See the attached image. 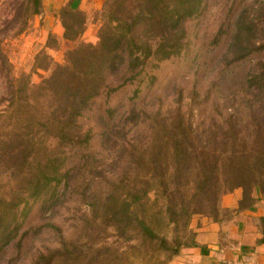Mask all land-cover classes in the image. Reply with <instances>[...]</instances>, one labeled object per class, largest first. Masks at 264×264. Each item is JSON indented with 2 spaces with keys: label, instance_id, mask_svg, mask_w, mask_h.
<instances>
[{
  "label": "trees",
  "instance_id": "obj_1",
  "mask_svg": "<svg viewBox=\"0 0 264 264\" xmlns=\"http://www.w3.org/2000/svg\"><path fill=\"white\" fill-rule=\"evenodd\" d=\"M64 7L81 11L79 0H67ZM202 7L203 0H104L98 43L79 44L69 51L66 62L56 63L39 83L26 76L14 77L6 61L0 64V85L6 94L0 97L6 104L0 111V167L7 169L5 177L0 172V201L4 203L0 250L12 245L22 253L28 237L54 234L51 247L39 251L30 264H167L183 247L195 243L190 226L194 216L214 222L231 217L233 211L223 208L220 195L239 184L240 169L246 167L254 185H262L264 149L255 139L248 150L244 140L238 139L242 114L233 110L226 118L218 114L220 122L195 126L192 112L179 106L145 110L132 103L121 114L108 106L99 116L103 123L100 136L105 145L112 143L111 151L118 152L120 170L96 175L90 174L98 166L96 161L85 165L87 189L101 190L94 194L96 201L90 208L75 210L79 219L92 220L90 251L78 250L72 233L47 222L18 234L28 216L26 205L51 210L59 205L62 181L69 185L74 179L76 184L86 177L82 171L71 179L73 169L65 166V160L91 142L92 134L84 130L80 119L94 99L107 97L103 92L109 87L106 78L120 70L129 75L125 84H131L149 61L158 65L178 58L185 23ZM237 15L233 63L249 54L243 40L250 27L252 42L264 45V36L258 38L264 22L249 19L244 12ZM256 108L264 112V94L252 102L251 111ZM258 134L254 131V138ZM250 206L241 199L237 211ZM259 220L264 241V216ZM70 226L75 233L89 229L87 224ZM97 226H102L104 236L95 234ZM191 233L190 241H185Z\"/></svg>",
  "mask_w": 264,
  "mask_h": 264
},
{
  "label": "rangeland",
  "instance_id": "obj_2",
  "mask_svg": "<svg viewBox=\"0 0 264 264\" xmlns=\"http://www.w3.org/2000/svg\"><path fill=\"white\" fill-rule=\"evenodd\" d=\"M66 1L56 11L48 13L50 7L45 6L42 0H38V5L34 0H0V64L6 61L10 65L12 76H26L30 82L37 84L49 75L56 63L66 62L67 54L70 56L69 51L79 44L98 43L104 0L100 7L83 2L80 4L81 11L76 12L64 7ZM263 3V0H203L200 12L185 23L183 47L178 58L162 61L158 65L149 61L144 73L130 81L131 84H125L129 82V75L120 70L108 74L110 76L106 78L105 84L109 87L103 88L107 97L102 95L94 99L90 111L80 119L84 130H90L92 134L91 142L83 151H77L75 155H71L72 158L65 160V166L73 169L70 172L71 179L81 175L82 171H85L82 176L86 177L76 184L72 183L74 179L69 185L62 181L59 205L51 210L42 209L39 204L26 205L28 216L21 223L18 234L28 227H37L47 222L67 230L69 235L72 233L78 250L90 251L93 239L90 229L92 220L88 217V220L79 219L75 210L90 208L96 201L94 194L101 190L87 189L89 174L85 165L96 161L98 166L90 170V174L96 175L111 171L117 173L120 170L116 158L118 152L111 151L112 143L105 145V138L100 136L103 123L99 116L105 113L108 106L116 109L118 114L132 103L145 110L165 111L179 106L187 113L192 112L191 121L195 126L209 125L213 120L220 122L218 114L226 118L234 110L243 116L242 133L238 137L240 142L243 139L250 150L256 139L258 147L264 149V112L258 108L254 110L255 113L251 111L252 102H257L259 96L264 94V45L258 41L252 42V27L243 40V47L249 54L238 63H233L232 60L237 44L234 34L237 14L244 12L249 19L264 22V8L260 7ZM65 26L67 32L63 28ZM261 36H264V26L258 38ZM258 46L259 49H255ZM45 66H48L47 70L44 69ZM5 95V90L0 85V97ZM245 98V104L249 108L244 104ZM5 106L4 99L0 100V111ZM254 131L259 132L257 138H254ZM82 154L84 159L80 158ZM85 155H89L86 160ZM79 160L80 163H77ZM81 163L85 169L83 166L80 169ZM0 168L5 177L7 169ZM262 175V185H254L252 172L246 167L240 169L236 182L241 185H235L229 192L220 195L221 205L222 202L232 203L236 198L239 201L243 199L246 206L251 205V214L247 220L243 219L246 216L240 219L243 220L242 224L245 220L252 229L253 226L260 227L259 218L264 216V169ZM5 186L8 187L6 184ZM3 206L4 203L0 201V208ZM227 214L229 212L223 214L224 217ZM196 219L205 223L210 221V218L200 216H194L191 221ZM232 222L234 226L238 222L237 217ZM75 223H80L81 226L87 224L89 229L80 228L75 233V228L70 226ZM192 228L191 232L193 230L194 233ZM95 232L99 237L104 236L102 226H97ZM193 233L185 241L189 242ZM32 239L34 238L26 239L22 253L15 252L12 245L1 249L0 264H30L39 251L51 247L56 236L45 234Z\"/></svg>",
  "mask_w": 264,
  "mask_h": 264
},
{
  "label": "crops",
  "instance_id": "obj_3",
  "mask_svg": "<svg viewBox=\"0 0 264 264\" xmlns=\"http://www.w3.org/2000/svg\"><path fill=\"white\" fill-rule=\"evenodd\" d=\"M42 1L45 6L50 7L48 13H52L65 0ZM102 1L79 0V7L83 2L100 7ZM222 206L233 211L231 217L222 222L205 223L201 219L191 221L195 243L183 247L167 264H264V241H261L260 227L253 226L252 229L245 223L251 214L250 207L237 211L239 198L232 203L222 202ZM244 216L246 218H243L245 220L242 224L243 220L240 218ZM236 217L238 222L233 226L232 221Z\"/></svg>",
  "mask_w": 264,
  "mask_h": 264
}]
</instances>
